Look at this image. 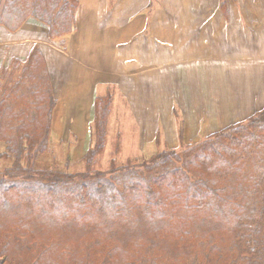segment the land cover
Segmentation results:
<instances>
[{
    "label": "trees",
    "instance_id": "1",
    "mask_svg": "<svg viewBox=\"0 0 264 264\" xmlns=\"http://www.w3.org/2000/svg\"><path fill=\"white\" fill-rule=\"evenodd\" d=\"M232 0H221L228 13ZM236 1V0H234ZM78 0H0V27L33 17L51 40ZM113 94L97 97L80 167L51 133L44 54L0 70V264H264V108L180 150L102 169Z\"/></svg>",
    "mask_w": 264,
    "mask_h": 264
},
{
    "label": "rangeland",
    "instance_id": "2",
    "mask_svg": "<svg viewBox=\"0 0 264 264\" xmlns=\"http://www.w3.org/2000/svg\"><path fill=\"white\" fill-rule=\"evenodd\" d=\"M119 1L106 3L105 14L109 10L112 13ZM253 1L264 6V0ZM135 2L136 11L147 4V1L142 4L143 0ZM161 2L169 12L179 7L178 0ZM208 2L194 0L200 8ZM156 7L149 13L151 20L156 17ZM171 16V20L178 21L177 15ZM259 30L253 23L241 29L227 28L222 40L232 53L230 59L222 60V56L215 61L187 62L181 72L162 64L171 62L169 58L178 45L168 39L170 36L160 38L165 33L162 27L157 38L154 35L158 31L154 35L150 32V37H154L150 40L140 38L141 30L135 41L130 37L122 39L119 30L103 27L97 34L96 46L91 45L90 50L88 46L77 47L78 56L70 47L66 51L71 54L70 59L63 55L68 48L62 38L57 39L56 48L61 55L58 52L50 55L49 75L58 100L51 138L59 163L70 153L80 167L93 140L95 100L110 92L113 96L101 165L104 170L114 157L120 163L141 161L162 150H180L183 143L195 144L222 128L244 122L264 108V61L260 59L264 58V37L260 41L255 39ZM35 46L40 48L35 44L32 49ZM24 50L25 46L17 41L1 43L0 70L13 58L21 59L12 55L24 54ZM219 52L215 51V56ZM125 54L130 61L117 58ZM149 63L151 68L147 69Z\"/></svg>",
    "mask_w": 264,
    "mask_h": 264
},
{
    "label": "crops",
    "instance_id": "3",
    "mask_svg": "<svg viewBox=\"0 0 264 264\" xmlns=\"http://www.w3.org/2000/svg\"><path fill=\"white\" fill-rule=\"evenodd\" d=\"M146 1L147 4L144 6L146 10L141 8L136 11L135 0H120L119 5L116 4L114 7L115 16L114 11L111 13L109 10L107 14L104 11L107 8L105 4L112 3V0H78V7L76 9L77 27L71 34L61 39L65 47L67 46L66 48H68L63 52L64 57L71 58V54H67L70 47L71 50L73 49L72 53L78 56L77 47L88 46L90 50L93 48L91 45L94 44L96 46L95 40L98 36L97 34L103 27L106 29L114 28L115 31L119 30L122 39L130 37L133 41L136 40V33H141V30L140 38L148 37L149 40L154 37L157 38L160 35L158 31L159 27H162L165 33L163 32L164 34L163 36L160 35V38L170 36L168 39L178 44L176 45L177 51L174 53L175 56L173 55L174 57L169 58L171 62L169 64H162L169 67V69L175 67L177 71L181 72L182 65L187 62L215 61L222 56V60L226 58L230 59L232 53L229 49L225 48V42L222 40L227 28L236 27L241 29L242 26H250L253 23L256 25V28L260 29L256 32L255 39L260 41L264 37V32H262L264 31V6L257 4L253 0H232L227 8L228 13H224V10H222L220 6L221 0H218L217 4L213 3V0H209L202 8L195 4L194 0H178L179 7L171 9L173 12H169V9H166L162 5L161 0H152L153 3L150 0H143L142 4ZM126 2L131 5H125ZM156 4L159 5L158 8L155 6ZM155 7L154 11L156 10V12L154 15L156 17L151 20L149 13ZM143 13H146V15H143ZM171 14H174V17L177 15L178 21L176 18L174 21L171 20ZM248 18L249 20L250 18L253 20L247 22ZM155 31H158L157 35H154ZM150 32L154 37H150ZM46 34H48V27L33 17L28 18L20 30L15 33H11L6 28L0 27L1 43L8 44L13 40V42L17 41L25 46L24 54L18 53L12 56L25 60L32 47L35 44H39L45 56L48 70L51 71L50 60L52 56L50 55H56L57 52V55H61V52L56 48L58 47L56 43L58 40H51ZM177 40L181 43L179 44ZM220 49H222V52ZM218 50L220 54H216L215 56V51ZM131 56L133 55L131 54ZM128 57L125 54L117 58H121L123 61H130ZM162 58L165 59L164 56ZM260 59L261 62L264 61V58ZM174 63L178 66H175L176 64ZM149 68H151V63H149L147 69Z\"/></svg>",
    "mask_w": 264,
    "mask_h": 264
}]
</instances>
